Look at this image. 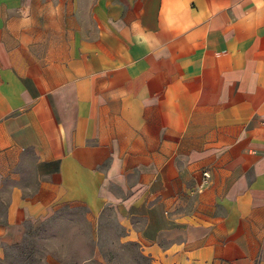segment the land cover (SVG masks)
Wrapping results in <instances>:
<instances>
[{
    "label": "crops",
    "instance_id": "crops-1",
    "mask_svg": "<svg viewBox=\"0 0 264 264\" xmlns=\"http://www.w3.org/2000/svg\"><path fill=\"white\" fill-rule=\"evenodd\" d=\"M62 208L73 264H264V0H0V264Z\"/></svg>",
    "mask_w": 264,
    "mask_h": 264
},
{
    "label": "rangeland",
    "instance_id": "rangeland-1",
    "mask_svg": "<svg viewBox=\"0 0 264 264\" xmlns=\"http://www.w3.org/2000/svg\"><path fill=\"white\" fill-rule=\"evenodd\" d=\"M84 211L81 208H62L48 221L40 224L22 241L7 250L5 264H43L47 258L65 261L70 264L76 262V258L87 259L90 257L92 243L86 237L89 226L82 222ZM63 221V223H62ZM60 224L64 234L59 236ZM78 230L84 237L75 238L70 234L72 230ZM69 231L66 233L65 231ZM112 239L102 241V252L97 255L98 260L94 264H147L134 254L132 247L110 245Z\"/></svg>",
    "mask_w": 264,
    "mask_h": 264
},
{
    "label": "built area",
    "instance_id": "built-area-1",
    "mask_svg": "<svg viewBox=\"0 0 264 264\" xmlns=\"http://www.w3.org/2000/svg\"><path fill=\"white\" fill-rule=\"evenodd\" d=\"M209 180H210V174L208 172H204L202 174V180L198 185L196 192L201 193L208 186Z\"/></svg>",
    "mask_w": 264,
    "mask_h": 264
},
{
    "label": "clouds",
    "instance_id": "clouds-1",
    "mask_svg": "<svg viewBox=\"0 0 264 264\" xmlns=\"http://www.w3.org/2000/svg\"><path fill=\"white\" fill-rule=\"evenodd\" d=\"M21 25H30L31 21L27 18L21 19L20 21ZM138 22H133V28L135 29V27L137 26ZM138 40H141V37L138 35L137 36Z\"/></svg>",
    "mask_w": 264,
    "mask_h": 264
}]
</instances>
